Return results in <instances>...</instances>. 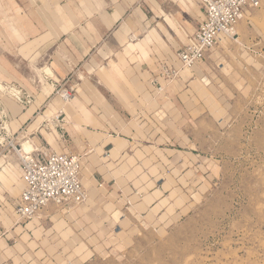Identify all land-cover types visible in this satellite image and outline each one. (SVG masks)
I'll return each instance as SVG.
<instances>
[{"label":"rangeland","instance_id":"rangeland-1","mask_svg":"<svg viewBox=\"0 0 264 264\" xmlns=\"http://www.w3.org/2000/svg\"><path fill=\"white\" fill-rule=\"evenodd\" d=\"M5 1L16 6L14 0ZM137 2L154 24L150 2ZM162 6L174 9L168 2ZM199 6L198 1L191 9ZM252 14L241 42L255 37L256 30L264 37V1ZM199 19L192 15V28L185 32L191 33ZM131 35L126 42L135 40ZM222 38L225 43L218 47L226 45L219 50L215 45L202 65L211 74V88L196 67L200 78L189 83L198 96L184 94L180 101L172 96L163 111L142 108L141 121L125 104L116 110L119 116L109 113L120 135L142 139L139 148H165L164 154L131 146L106 165L105 178H113L106 187L94 182L82 204H48L30 219H19L13 209L20 188L3 191L0 264H264V58L245 52L231 37ZM1 47L0 79L9 81L4 74L12 62L1 52L11 51ZM166 57L179 76L189 79L175 55ZM62 75L51 96L70 87L75 95L82 73ZM177 77L162 82L156 92L165 97L167 84L178 86ZM4 91L0 97L12 107L14 100ZM156 135L162 136L158 143ZM8 160L18 162L14 155H0V166ZM10 223L15 225L9 228Z\"/></svg>","mask_w":264,"mask_h":264},{"label":"crops","instance_id":"crops-1","mask_svg":"<svg viewBox=\"0 0 264 264\" xmlns=\"http://www.w3.org/2000/svg\"><path fill=\"white\" fill-rule=\"evenodd\" d=\"M137 1L14 0V6L0 0V47L2 46V50L7 48L11 51L8 53L4 50L6 52L1 53L12 62L10 73L4 74L6 78L9 77V81L0 79V83L4 85L0 91L6 90L4 93L14 100L10 102L12 107H7L0 97V109L5 114L1 124L8 125V129H5L6 136L2 134L4 142L13 139L18 144L19 138L27 136L34 145L33 150L42 148L56 153L77 154L80 156L81 181L84 167H88L90 171L91 192L95 187L94 182L105 187L111 182L113 178H105L106 165H111L126 154L129 147L138 150L151 147L158 149L157 154L160 155L167 150L143 144L139 148L142 139L116 132V126H112L110 122L109 113L119 116L116 110L125 104L134 113H138V116L142 108L146 109L148 106L154 112L163 111V103L167 104L172 96L175 101H180L181 96L185 97L184 94L198 96L189 83L190 79L200 78L195 72L196 67H200L201 74L210 80V87L206 88L212 86L211 74L208 71L205 73L202 68L212 58L209 54L211 49L202 61L186 69L190 72L189 79L185 80L183 75H178V86L172 88L167 84L165 97L157 93L150 83V79L154 77L160 85L166 82L159 77L160 64L167 60V55L176 56L196 30L203 18L202 1L147 0L154 13V24L149 23ZM198 1V11L192 10ZM163 2H168L174 9L165 10ZM130 7L132 10L127 13ZM255 9L246 11L244 22L239 24V32L235 37L240 43L233 42L242 46L245 52L261 59L264 58V37L259 31L256 30V36L246 43L240 40L243 31L247 30V24H252L247 20L254 16L252 13ZM192 15H199L200 19L195 29L187 33L185 29L192 28L189 27ZM131 33L137 35L135 40L126 42ZM148 33L153 43L149 45L150 49L146 47L148 53L144 56L137 45ZM222 37L224 36L218 35L215 43L218 50L226 45L218 47V40ZM178 39L182 40L181 45H178ZM129 44L134 45L133 49H128ZM36 53L39 55L35 56ZM62 73H82V82L79 85L81 91L64 103L61 99L55 101L59 91L51 96L54 82L63 77ZM11 88L15 90H10ZM26 96L30 97L29 102L26 101ZM57 116L58 120L55 122L54 117ZM24 124L27 125L26 128L20 131ZM159 138L162 136L154 137L155 143L159 142ZM116 142H122L125 146L114 159L108 158L105 161L103 154H111ZM93 153L96 155L91 159ZM0 155L8 158L14 154L9 148H5ZM11 163L18 165L16 187L21 192L24 184L19 164ZM82 184L86 188L83 181ZM2 187L0 182V198L5 200L3 191L11 190ZM18 198L13 204L14 212Z\"/></svg>","mask_w":264,"mask_h":264},{"label":"built area","instance_id":"built-area-1","mask_svg":"<svg viewBox=\"0 0 264 264\" xmlns=\"http://www.w3.org/2000/svg\"><path fill=\"white\" fill-rule=\"evenodd\" d=\"M201 1L203 18L188 41L176 53V60L183 67H191L202 61L206 53L215 46L218 35H232L238 22L245 18L246 11L259 8L264 0ZM178 72L176 67H171L166 62L160 64L159 77L164 80L176 78ZM150 83L155 89L161 88L156 77ZM72 90V87L64 89L61 94L67 98L72 95ZM26 97L29 102L30 97ZM0 110V152L9 148L16 156L24 184L15 209L17 217L22 220L30 219L48 204L69 207L85 202L88 192L81 181L80 156L42 148L28 153L20 152L13 139L4 142L2 134L6 136V132L1 119L5 114L3 109Z\"/></svg>","mask_w":264,"mask_h":264},{"label":"bare ground","instance_id":"bare-ground-1","mask_svg":"<svg viewBox=\"0 0 264 264\" xmlns=\"http://www.w3.org/2000/svg\"><path fill=\"white\" fill-rule=\"evenodd\" d=\"M243 21V20H241ZM240 21V22H241ZM239 23V22H238ZM238 25V24H237ZM236 25V26H237ZM236 29V28H235ZM237 34V31L235 30V32L232 34V35H220V36H224V37H231L233 40L238 41L237 38H235L234 36ZM135 36H137L136 34H133L131 36L130 39H134ZM160 42V41H159ZM218 42L220 44H224L225 41L223 38H219ZM153 43V40L151 38V35L148 33L144 38H142L139 43H138V48L140 49V51L142 52V54L144 56H147V49H150L149 45ZM134 45L133 44H129L128 46V49H133ZM183 67V66H182ZM183 68H188V67H183ZM198 68V67H197ZM186 74V73H184ZM209 83V80L207 79L205 81V84H208ZM162 88L158 89V90H161ZM165 89V88H164ZM81 91V88L79 87V85L77 84V89H76V93L77 92H80ZM200 91V90H199ZM60 93H58V96L55 98V101H60V99L64 102H66L67 100L71 99L72 98V95L71 96H68L67 98H65L64 96H62V92L63 90L59 91ZM63 105V104H62ZM85 112H87V110H85ZM86 115V113H85ZM4 126V129H8V125H3ZM122 143V142H121ZM121 143L119 142H116L115 146L111 149V155L110 154H103V159L108 161L107 158L108 157H115L118 155L119 151L125 146V145H122ZM17 147L19 148L20 152L22 153H28V152H31L33 149H34V145L32 144V141L26 136V137H22V138H19L18 139V144H16ZM5 158V155H1ZM113 159V158H112ZM82 181L83 183L85 184L86 188L88 187V189H90V192L92 191V186H91V183H90V180H89V176H90V171L88 169V167H84L83 169V172H82ZM17 178H18V174H17V168L14 164H12L10 161H6L2 168L0 169V182H1V185L3 187H7L9 188L10 190H13L16 188V181H17ZM19 182V181H18ZM18 186V185H17ZM19 186H20V183H19ZM2 187V188H3ZM36 215V214H35ZM35 216H33L32 218H34ZM37 218V217H36ZM15 224L11 223L10 226L13 227ZM9 226V227H10Z\"/></svg>","mask_w":264,"mask_h":264}]
</instances>
